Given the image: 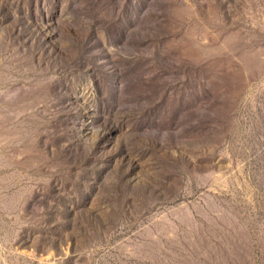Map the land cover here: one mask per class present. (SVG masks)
I'll use <instances>...</instances> for the list:
<instances>
[{
	"label": "rangeland",
	"instance_id": "374dc122",
	"mask_svg": "<svg viewBox=\"0 0 264 264\" xmlns=\"http://www.w3.org/2000/svg\"><path fill=\"white\" fill-rule=\"evenodd\" d=\"M0 264H264V0H0Z\"/></svg>",
	"mask_w": 264,
	"mask_h": 264
},
{
	"label": "crops",
	"instance_id": "0c3cea01",
	"mask_svg": "<svg viewBox=\"0 0 264 264\" xmlns=\"http://www.w3.org/2000/svg\"><path fill=\"white\" fill-rule=\"evenodd\" d=\"M211 17H214V15H210ZM240 17H249L250 15H239ZM217 17V16H216ZM234 17V16H231Z\"/></svg>",
	"mask_w": 264,
	"mask_h": 264
}]
</instances>
